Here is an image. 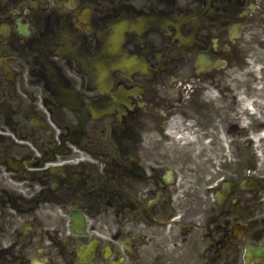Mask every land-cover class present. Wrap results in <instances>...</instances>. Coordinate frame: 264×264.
Segmentation results:
<instances>
[{"label":"flooded vegetation","instance_id":"af4514ba","mask_svg":"<svg viewBox=\"0 0 264 264\" xmlns=\"http://www.w3.org/2000/svg\"><path fill=\"white\" fill-rule=\"evenodd\" d=\"M142 25L120 47L148 69L108 73L112 32ZM201 53L242 58L261 112L264 0H0V264H264L261 128L189 86L226 78Z\"/></svg>","mask_w":264,"mask_h":264},{"label":"bare ground","instance_id":"6f19581e","mask_svg":"<svg viewBox=\"0 0 264 264\" xmlns=\"http://www.w3.org/2000/svg\"><path fill=\"white\" fill-rule=\"evenodd\" d=\"M122 30H124V28L122 27L121 28ZM134 63H140L139 60H136V61H129V60H121V61H116V62H109L108 66L109 68L111 69H119L121 67H125V66H129V65H132ZM212 90H209V92H211ZM264 135V134H263Z\"/></svg>","mask_w":264,"mask_h":264},{"label":"rangeland","instance_id":"374dc122","mask_svg":"<svg viewBox=\"0 0 264 264\" xmlns=\"http://www.w3.org/2000/svg\"><path fill=\"white\" fill-rule=\"evenodd\" d=\"M235 64L237 65V67H238L240 70H242V66H243V64H244L243 61H236ZM229 66H230V64H229ZM228 71H229V73L231 74V71H234V69H228ZM242 71H243V70H242ZM237 78H238V77H237ZM240 78H241V80H242V79H243V75H240ZM253 113H254V111H253ZM259 117H264V112H263V111H262V113H261V115H260ZM263 123H264V120H263ZM231 154H232V152H231ZM236 156H237V155H236ZM227 162H229L231 165H233L234 167H236V164L233 163V161H231L230 159H228Z\"/></svg>","mask_w":264,"mask_h":264}]
</instances>
